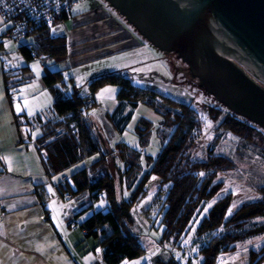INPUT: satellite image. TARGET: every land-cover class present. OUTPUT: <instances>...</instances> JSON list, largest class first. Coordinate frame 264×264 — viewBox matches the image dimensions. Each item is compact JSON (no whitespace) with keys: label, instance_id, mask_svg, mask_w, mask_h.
Listing matches in <instances>:
<instances>
[{"label":"trees","instance_id":"1","mask_svg":"<svg viewBox=\"0 0 264 264\" xmlns=\"http://www.w3.org/2000/svg\"><path fill=\"white\" fill-rule=\"evenodd\" d=\"M79 1L4 0L0 4L1 13L8 23L0 38L17 24H22L23 28L18 29L12 39L33 37L32 43L22 40L23 43L17 47L22 58L21 65L3 66V84L9 102H13L23 84L31 81L30 63L35 59L40 60L43 66L40 82L51 97V105L42 112L38 111L34 117L25 112L15 113L21 143L36 142L41 167L48 180L91 155L98 154V159L90 165L55 184L56 193L62 199H74L71 207L78 208L69 223L78 220L77 224L85 236L99 238L106 264H120L144 252L138 238L128 230L133 222L131 208L137 199L132 195L128 200L118 202L114 179L118 174L120 192L122 186H125V190L132 187L141 171L139 151L124 141L116 142L111 150H104L94 125L88 120L91 107L95 104L96 91L106 85H116L117 104L112 113L104 115V120L113 128V132L122 133L125 130L132 116V107L139 103L151 107L161 118V146L152 163L148 162L150 169L140 178L137 193L143 190L151 175L159 178L160 188L167 186L166 190H159L156 198L161 201L164 192L166 208L161 217L164 235L175 234L182 238L200 217L205 205L212 203L213 206L197 223V237L194 239L195 242L198 236L208 233V241L199 245L197 254L190 255L189 262L198 259L197 264H216L220 254L233 251L240 245L242 234H245L243 230L248 228L249 233H254L247 236V241L255 238L253 243L256 247L247 251V262L264 264V198L260 197L264 194V184L259 186V197L241 202L227 219L225 217L233 204L234 195L231 191L219 195L223 186L220 178L222 171L234 167L238 153L247 148L245 145H251L255 151L264 154V129L219 101L212 102L216 105H208L200 114L207 115L217 122V129H222L235 141L241 142L230 150L231 157L219 153V138L209 136V132V141H205L204 148L201 147L199 138L202 131L195 119L198 111L203 109L201 106L197 108L191 101H179L160 95L153 89L134 85L125 71L95 75L88 80V93H79L72 77L65 80L63 69L56 67L69 56L66 36L52 35L50 29L53 25L73 20L77 16L74 5ZM88 97L92 99L91 103L85 102ZM139 123L137 135L144 146L148 138V125L143 118L139 119ZM34 126L42 131L35 139L32 137ZM142 130L147 131L144 133ZM196 131L198 134L194 136ZM107 134L110 136L113 133ZM117 162L123 164L124 176L120 175ZM111 168L115 171L114 176L109 173ZM200 173L205 175L201 176ZM34 192L47 213V201L51 193L45 184L34 185ZM99 200L104 202V207L96 209L94 202ZM88 209L90 211H86ZM155 264L182 263L173 257L157 256Z\"/></svg>","mask_w":264,"mask_h":264},{"label":"rangeland","instance_id":"2","mask_svg":"<svg viewBox=\"0 0 264 264\" xmlns=\"http://www.w3.org/2000/svg\"><path fill=\"white\" fill-rule=\"evenodd\" d=\"M104 2L105 1L103 0H80L74 5V10L82 11L95 8L102 3L104 4ZM111 11L113 15L120 19L124 24L127 23L128 26L130 25L125 17L116 12L115 9L112 8ZM68 23L69 21H65L57 26H51V34L56 36L65 35L67 37L68 27L66 26ZM53 28L56 29L55 32L52 31ZM134 34L139 41L137 46L121 49L118 48V44H112L109 47L115 49L113 53L103 56H95L93 53L96 51H91L93 53L88 54L85 57L87 59L81 63L78 62L72 64L68 61L65 64L63 62V78L66 80L67 78L72 77L73 82L78 86L79 93L87 94V83L91 77L105 72L122 70L125 71V73H128V76L134 85L153 89L160 95L171 97L179 101H191L192 105H195V107L203 108L198 111V114L195 117L200 125V130L202 131L199 138L201 141V147L204 148L205 141L208 140V135L218 136L217 148L219 153L231 156L230 150L239 146L241 142L237 140L235 141L230 134L224 133L222 129H217V122L211 120L207 115L200 114L207 109L208 105H216L212 102L217 100L207 95L204 89L199 85L198 79L191 75L189 66L183 62L176 53L173 51L160 50L145 40V38L139 33L136 32ZM26 39H28V43L33 42V37H27ZM69 58L70 57L68 56V59ZM117 90L118 87L116 85H106L96 91L94 94L95 104L91 107L88 114V120L94 125V131L101 140L102 148L104 150H111L114 148L116 142L124 141L129 146L136 148L139 151L138 154L141 171L132 187L125 190V186H122L123 190L120 192L121 187L119 186V177L118 174H116L118 181V183H115L117 201L121 202L122 200H128L132 195L135 196V200L137 199L131 208L133 222L128 230L138 238L139 242L144 247V252L141 255L133 259H125L123 264L125 262H129L128 264H130L136 261H139L140 264H155L157 256L163 258L173 257L182 264H197L199 261L198 259L189 262L190 255L193 256L197 254V251H192V249L196 248L198 250L200 244L208 241V233L201 234L194 242V239L197 237L196 224L194 231L189 228L182 238L175 234L164 235V225L161 223V217L166 208L164 203V192L161 194V201H157L156 198L159 195V190L161 188L166 190V188L165 185L161 188L159 187L160 182L157 176L151 175L145 182L143 190L138 191L139 193H137V185L140 178H142L143 174L150 169L148 162L152 163L153 157L157 154L161 146V130L159 128L161 118L151 107L139 103L132 107V116L127 122L125 130L122 133L114 132L109 136L104 129L102 119H105V114L113 112L114 107L117 104L115 97ZM48 98L49 96H47V99ZM48 101L50 102V98ZM140 118L145 119V122L148 125V138L144 146L140 144V137L137 135V128L139 127V124H141L139 123ZM142 131L144 132V130ZM208 132L209 134L207 135ZM197 134L198 132L196 131L194 136H197ZM245 147L247 148L242 149L238 153V159H234V167L222 171L220 177L223 181V186L219 195L222 196L227 193V191H231L234 195L233 203H238L237 205H240L241 202L248 199L259 197L261 195L258 191L259 186L264 184V154L255 151L251 145H245ZM199 152L200 150L198 153ZM116 165L117 168L120 169V175L124 176L123 164L117 162ZM109 173L114 176V169L111 168ZM56 175H53V179ZM153 177H156V179L153 180ZM61 180L62 179L59 178L57 181L59 182ZM46 189L51 193V196L47 201L48 207L52 201H54V203L55 201L56 203H65L66 211L63 210V206L60 204V213L53 215L54 219L56 221H60V219H67L68 221L69 219H74V211L78 212L77 207H71L74 199L55 200L56 195L61 198L56 193L55 186L49 183L46 185ZM49 189H51V191ZM260 197L264 198V194ZM101 202L103 201L99 200L94 202V208L98 209V205H100ZM207 205L208 204H206L205 207ZM86 211H90V209ZM201 217L203 216L200 215L197 220H200ZM243 232L245 234H242V239L239 241H242L240 245L233 251L220 254L216 264H248L247 251L250 248L256 247L253 243L256 239H251V243H249V241H247V236L254 232L249 233L248 228L244 229ZM185 239L189 240L187 245L183 242ZM177 254H179L180 258H177Z\"/></svg>","mask_w":264,"mask_h":264},{"label":"crops","instance_id":"3","mask_svg":"<svg viewBox=\"0 0 264 264\" xmlns=\"http://www.w3.org/2000/svg\"><path fill=\"white\" fill-rule=\"evenodd\" d=\"M103 6L74 11L77 16L68 20L66 38L70 58L66 59L65 64L68 61L81 63L88 54L93 53L91 51H96L93 53L95 56L113 53L115 49L109 47L112 44H118L121 49L139 44L134 36L136 32ZM0 17L3 16L0 14ZM7 24L5 19L0 24V29H3L0 35ZM22 40H14L7 35L0 38V264H106L98 237L85 236L77 224L78 220L71 224V219H60L58 222L54 219L53 215L60 213V204L66 211L65 203L50 202V209L46 213L34 192V185L51 183L55 186L59 178L63 180L76 170L90 165L98 159V154L48 180L41 167L36 142L21 143L14 119L15 113H18L17 105L27 115L34 113L30 117L51 105V97L40 82L43 66L38 59L30 63L31 81L21 86L12 103L5 94L3 69L22 64L17 47L20 43H27L28 39ZM56 67L64 70L63 62ZM105 131L114 133L110 129ZM41 133V128L34 126L33 139ZM2 157H8V160ZM114 179L118 183L116 176ZM59 199L62 198L56 195L55 200ZM97 249L100 251L97 252Z\"/></svg>","mask_w":264,"mask_h":264},{"label":"water","instance_id":"4","mask_svg":"<svg viewBox=\"0 0 264 264\" xmlns=\"http://www.w3.org/2000/svg\"><path fill=\"white\" fill-rule=\"evenodd\" d=\"M104 1L175 52L207 94L264 129V0Z\"/></svg>","mask_w":264,"mask_h":264},{"label":"snow or ice","instance_id":"5","mask_svg":"<svg viewBox=\"0 0 264 264\" xmlns=\"http://www.w3.org/2000/svg\"><path fill=\"white\" fill-rule=\"evenodd\" d=\"M3 3H4V0H0V4H3ZM3 23H4V18H3V17H0V24H3ZM2 30H3V29H0V31H2ZM52 31L55 32L56 29L53 28ZM22 111H24V109H22L19 105H17V112L19 113V112H22ZM29 115H34V113H31V112H30ZM33 135H35V134H33ZM2 159H4V160H8V157H2ZM200 175H201V176H204L205 173H200ZM155 179H156V177H153V180H155ZM165 187H167V186H165ZM49 190L51 191V189H49ZM213 203H215V201H213ZM212 206H213L212 203L208 204V205L204 208L203 212H201V216L205 215V214L207 213L208 209L211 208ZM98 207H104V203L101 202V204L98 205ZM237 207H238V205L234 202V203L232 204V206L228 209V211H227V215H226L225 219H227L228 216H231L232 213H233V210L236 209ZM197 211H199V210H197ZM81 219H83V217H82ZM197 223H199V220H196L195 223H193V224L190 226V228H191L192 231H194V229H195V225H196ZM221 230H222V229H221ZM183 242H184L185 245H187V244L189 243V240H188V239H185ZM249 243H251V241H249ZM99 251H100V250L97 249V252H99ZM192 251H197V249H196V248H193ZM245 251H246V249H245ZM177 258H180V257H179V254H177ZM92 259H94V257H93ZM141 259H144V258H141ZM125 264H128V262H125ZM134 264H140V262H139V261H136V262H134Z\"/></svg>","mask_w":264,"mask_h":264},{"label":"built area","instance_id":"6","mask_svg":"<svg viewBox=\"0 0 264 264\" xmlns=\"http://www.w3.org/2000/svg\"><path fill=\"white\" fill-rule=\"evenodd\" d=\"M1 9V8H0ZM0 14L2 15V13H1V10H0ZM3 16V15H2ZM4 18V17H3ZM23 28V25L22 24H17V25H15L13 28H12V30H10V31H8L7 33H6V35L9 37V38H13V36L15 35V33H16V31L18 30V29H22ZM243 67V66H242ZM244 68V67H243ZM261 85H263L264 86V83H262V82H259ZM86 103H91L92 102V99L90 98V97H88L87 99H86V101H85Z\"/></svg>","mask_w":264,"mask_h":264},{"label":"flooded vegetation","instance_id":"7","mask_svg":"<svg viewBox=\"0 0 264 264\" xmlns=\"http://www.w3.org/2000/svg\"><path fill=\"white\" fill-rule=\"evenodd\" d=\"M104 1V0H103ZM104 5V6H103ZM100 6H103V7H105V9L107 8L110 12H112L111 10H112V7L105 1L104 2V4L102 3ZM117 12V11H116ZM129 28H130V30H133V31H135V32H137L138 33V31H136V29L133 27V26H131V25H129L128 26ZM146 40V39H145ZM175 53V52H174ZM181 59V58H180ZM184 62V61H183Z\"/></svg>","mask_w":264,"mask_h":264}]
</instances>
